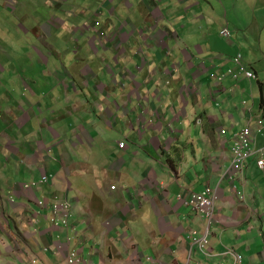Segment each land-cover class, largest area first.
I'll return each mask as SVG.
<instances>
[{
	"label": "crops",
	"instance_id": "crops-1",
	"mask_svg": "<svg viewBox=\"0 0 264 264\" xmlns=\"http://www.w3.org/2000/svg\"><path fill=\"white\" fill-rule=\"evenodd\" d=\"M48 1L58 8L67 0ZM111 1L115 21L121 6L138 9L142 29L127 15L133 28L125 33L95 12L100 33L94 28L88 42L99 48L90 49L97 65H81L92 56L75 59L72 70L46 59L62 47L34 32L43 42L32 47V66L38 55L44 85L21 79L18 100L0 82V264H68L70 252L87 264H235L231 250L243 264H264V171L255 156L231 170L233 137L245 126L264 149V0L220 5L225 28L234 29L227 49L215 39L223 38L219 23L204 15L189 34L197 27L208 35L192 46L159 31L169 0ZM197 7H185L187 22ZM20 52H11L12 66ZM238 54L255 81L227 74ZM207 186L219 198L203 252L195 238L208 221L178 196ZM61 199L70 204L67 225L51 221Z\"/></svg>",
	"mask_w": 264,
	"mask_h": 264
},
{
	"label": "rangeland",
	"instance_id": "rangeland-1",
	"mask_svg": "<svg viewBox=\"0 0 264 264\" xmlns=\"http://www.w3.org/2000/svg\"><path fill=\"white\" fill-rule=\"evenodd\" d=\"M129 1L132 3L135 2V0ZM224 1L225 0H179L176 2V0H169L167 3L163 4L164 7L169 5L168 8L170 10L169 12H166L167 9L162 10L164 12L165 22L158 25L159 31H162L163 27L164 29L167 28L171 32L178 34L182 43L192 46L195 44V40L208 35L205 31L201 32L198 30L197 27L194 29V33L189 34V30L193 26L192 23L197 26L195 17L197 20H201L203 24H205L207 18L209 21H215V23L218 22L219 28H225L226 25L221 19L222 8L220 7V5L223 4L225 6L226 3ZM113 2H116V0H113ZM190 2H193L198 7L195 15L192 14L191 20L187 22L182 15L185 7ZM109 3H112V1L67 0L65 3L62 2L60 5L61 8H59L60 6L57 8L56 6L51 5V2L48 0H0V49H5L7 54L12 57L6 58V56H4L0 58V64L2 63L3 66L7 64L5 62H9L8 66H6V68L4 67L5 69L1 68L0 70V82L3 81L4 85L8 89L9 97L11 99L16 97L18 100H21L22 94H19L18 92L22 82L21 79L31 81L30 77L36 79L38 78V81L42 84L46 79L43 72L46 71V69L44 68V65L41 66L38 60V55L37 57L34 56V61L37 62V66L35 68L36 70H33L32 47L35 44V46L40 49L41 47L39 44H42L43 42L40 39L36 41L34 32H37L38 35L42 37H47L49 39L47 42L51 45L55 46L60 43V47H62V49L59 53L61 55L58 58L51 53H46L44 56L46 59H51L54 62L55 59H59L60 66H67L70 67V70H72V67L75 66V59L78 60L82 56H87V59H89V56H92V58L90 62H84L81 65L98 64V62L94 60V55L90 49L99 51V48L98 46L91 45V42H88V40L95 36L94 28L97 29V34L100 33L98 30L100 29V27H98L100 23L97 22L100 21L99 19L101 18V13H95L98 12L99 9H102V14L104 13L105 17L107 16V18L104 17V19H102V24L105 23V19H111L114 25L118 26V29L123 28L126 30L125 33H127L132 31L133 28V26H131V22L129 21L128 23L127 21L129 16L132 18L133 25L142 29V26L140 27V21H142V18H140L141 16L138 9L133 12H129L121 6L120 11H118L120 16H117V19L120 20L115 21L106 9V5ZM202 15L206 16V18L201 19ZM53 19L64 21L66 22V25L61 26V28H56L51 25V21ZM47 25L52 28L48 31V33L44 31ZM230 30L234 31L233 28H230ZM189 35L194 36L193 41H188ZM4 36L10 37V42L8 38H4V40H2ZM232 36H234L233 33ZM134 38H132L133 40L131 45L126 47L127 49L134 47ZM215 39H217L219 46L226 49L232 41V39L229 40L230 38L221 39L215 37ZM8 42L11 47V50L9 51H21L19 58L15 61L16 66H12V64H10L16 57H14L11 52L7 51L6 47ZM212 43H215V41H212ZM89 45L93 47L89 48ZM25 48L27 49L25 50ZM30 64L31 66H29ZM26 69H29L31 72H27L25 74L24 70ZM15 71L19 72L16 73ZM3 91L4 87L0 86V99H2L1 92ZM256 93L258 94V91H256ZM5 107L6 105H4L3 109Z\"/></svg>",
	"mask_w": 264,
	"mask_h": 264
},
{
	"label": "built area",
	"instance_id": "built-area-1",
	"mask_svg": "<svg viewBox=\"0 0 264 264\" xmlns=\"http://www.w3.org/2000/svg\"><path fill=\"white\" fill-rule=\"evenodd\" d=\"M221 35L224 38H230L229 29L225 28L222 30ZM241 56L238 55L233 63L237 66L236 69H228L227 74L232 76L233 78H238L239 75H244L246 78H253L255 75L253 72L246 70L244 66L240 63ZM222 77H220V80ZM261 123V122H259ZM253 134L254 131L247 125L241 131H238L233 139L234 144L231 148L232 150V167L231 170L238 172L242 171L246 161L255 156V160L257 161L258 167L264 171V149H255L253 146ZM120 147L124 146L123 142L119 143ZM47 177L43 176L40 182H46ZM29 187V186H27ZM31 187V185H30ZM113 189L115 187H112ZM179 199H182L184 203L193 206L199 213L203 215L205 219L208 221V225L204 233L201 236L195 238L196 244L199 245L201 250L205 252L209 243V235L211 234V228L215 220L217 201H218V192L217 189H214L210 186H207L202 192L199 193H189L184 196L179 195ZM53 218L52 223L58 225L63 223L64 225L68 224V217L70 216V204L67 199H61L54 202L52 206ZM196 234V232H193ZM229 253L233 254L235 259V264H243L244 255L237 253L231 250ZM37 263V258L32 259V264ZM68 264H87L84 259L79 256L76 252H70L67 256Z\"/></svg>",
	"mask_w": 264,
	"mask_h": 264
},
{
	"label": "clouds",
	"instance_id": "clouds-1",
	"mask_svg": "<svg viewBox=\"0 0 264 264\" xmlns=\"http://www.w3.org/2000/svg\"><path fill=\"white\" fill-rule=\"evenodd\" d=\"M226 28L229 29L228 27H226ZM224 29H225V28H224ZM222 30H223V29H222ZM222 30L220 31V35H221ZM229 31H230V30H229ZM221 37H223V36L221 35ZM230 37H231V31H230ZM223 38H224V37H223ZM228 39H229V38H228ZM238 55H240V54H238ZM238 55H237V56H238ZM237 56H236V57H237ZM236 57H235V58H236ZM235 58H234V59H235ZM234 59H233V60H234ZM233 65L235 66L234 63H233ZM236 68H237V66H235V67H231V68H228V69H236ZM245 68H246V70L253 72V74L255 75V77H253V78H246V77L243 75V77H244L245 79L250 80V79H256V78H257V74H256L254 71L248 69L246 66H245ZM228 69H227V70H228ZM229 76H230V75H229ZM230 77H231L232 79H234V80H238V79L240 78V75H239L238 78H236V79L233 78L232 76H230ZM219 79H220V77H219ZM245 127H246V126H245ZM42 183H43V182H42Z\"/></svg>",
	"mask_w": 264,
	"mask_h": 264
}]
</instances>
